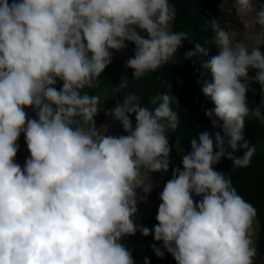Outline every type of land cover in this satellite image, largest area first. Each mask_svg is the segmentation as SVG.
I'll return each mask as SVG.
<instances>
[{
	"label": "clouds",
	"instance_id": "obj_1",
	"mask_svg": "<svg viewBox=\"0 0 264 264\" xmlns=\"http://www.w3.org/2000/svg\"><path fill=\"white\" fill-rule=\"evenodd\" d=\"M233 10L245 29L239 41L231 25L214 18L206 24L217 53L209 57L205 41L183 54L199 61L201 92L214 104L204 114L218 130L189 140L182 167L171 169L158 193L150 230L134 217L156 186L151 174L169 172L167 133L180 122L171 107L178 101L165 92L148 107L125 92L102 110L100 96L88 90L127 42L135 46L124 61L132 78L166 64L187 40L171 30L175 6L169 0H0V264H136L122 239L137 232L151 234L153 253H168L176 264H255L256 211L214 167L223 158L233 169L248 167L255 146L245 138V119L264 124V3L233 0ZM253 84L260 100L250 107L246 93H256ZM127 87L125 76L112 91ZM100 111L125 134L98 129ZM21 134L29 153L23 166L15 160Z\"/></svg>",
	"mask_w": 264,
	"mask_h": 264
},
{
	"label": "trees",
	"instance_id": "obj_2",
	"mask_svg": "<svg viewBox=\"0 0 264 264\" xmlns=\"http://www.w3.org/2000/svg\"><path fill=\"white\" fill-rule=\"evenodd\" d=\"M226 0H169L176 8V16L171 23V30L185 32L187 40L182 41V47L178 52L155 72L146 73L139 80L132 78V69H124L113 61L104 69L98 78L97 87L89 89L90 93L99 94L105 88L108 89V96L103 94L102 105L104 109L113 107L116 100L122 99L125 92H134L140 97V103L148 107H155L150 101L153 97L167 92L174 95L178 103L173 102L171 107L180 117V122L173 132H168L170 147L180 148L183 151L190 150L189 140L197 135L199 131L208 130L210 133L217 131L213 129L210 120L205 116V109H212L213 102L205 97L201 92L199 72V61L194 65L190 60H186L183 54L193 48V44L199 42L205 44L208 41L209 57L217 53L214 45H211L212 30L207 26V22L218 19L221 7ZM232 1V0H231ZM258 6L264 0H254ZM124 49V60L134 54V45L130 42ZM264 50V49H262ZM209 57H201L206 60ZM254 72L250 71L249 75ZM128 77L127 89H122L120 93L114 94L112 88L122 77ZM211 78L210 76L208 77ZM256 93H246L250 107L259 103V85L253 84ZM159 101H157L158 103ZM27 116L35 118V114L30 109H25ZM134 120V114L131 117ZM245 138L250 145L255 146V152L251 162L246 168H231V162L223 158L216 167L217 171L225 172V175L232 181L237 193L249 204H251L259 221V232L254 240L257 254L254 257L255 264H264V124L256 119H245ZM177 143V147L175 144ZM239 155L240 153H236ZM196 198H194L195 200ZM157 212V211H156ZM156 215V213H155ZM154 219L151 229L157 223ZM151 239V238H150ZM141 240H135L133 235L124 237L122 243L132 254L136 264H143L144 258L148 257L150 264H176L175 260L168 253L163 258L157 257L150 244L156 243L147 240V244Z\"/></svg>",
	"mask_w": 264,
	"mask_h": 264
},
{
	"label": "rangeland",
	"instance_id": "obj_3",
	"mask_svg": "<svg viewBox=\"0 0 264 264\" xmlns=\"http://www.w3.org/2000/svg\"><path fill=\"white\" fill-rule=\"evenodd\" d=\"M221 7L220 14H219V23L222 27L226 26L227 24L231 25L232 29L238 33L237 41H239L242 37L239 35L245 31L243 24L240 22L239 18L235 15L234 10L233 14L230 11L232 7L233 0H226ZM255 3V1H254ZM256 4V3H255ZM112 61L117 64L121 70L125 69L124 65V49L118 52L114 51ZM103 94L108 96V89L105 88L99 92L100 96V108L103 110L104 107L102 105L103 102ZM27 116V114H26ZM95 121L97 123L96 127L100 129L102 132L107 131L106 127H102L103 125H107L108 127V134L111 135H121L123 133L122 128L119 125V122L114 121L110 116H107L104 111H100L97 116L95 117ZM133 123L135 120H132ZM19 144V150L15 157V160L23 166V162L25 157L29 155L26 145L24 143L23 134H21L17 140ZM183 154V150L180 148L171 147L170 152V165H169V172L167 174L162 173H152L151 174V181L154 185H156L151 193L148 195L146 202L138 203L137 208L138 212L134 217V222H139L143 226L148 227L151 230V223L154 219V215L157 211V207L159 204L158 193L162 190L164 183L171 178V169L176 166H181L180 155ZM139 192V190H137ZM143 195V193H141ZM253 228L255 229L253 239L255 240L257 234L259 232V221L257 216L254 217L253 221ZM135 240H141L144 238L145 240L142 243L147 244V240L152 241L153 236L150 234L147 237L142 236L139 232L133 235ZM151 238V239H150Z\"/></svg>",
	"mask_w": 264,
	"mask_h": 264
}]
</instances>
